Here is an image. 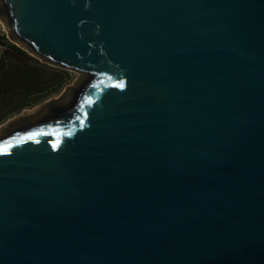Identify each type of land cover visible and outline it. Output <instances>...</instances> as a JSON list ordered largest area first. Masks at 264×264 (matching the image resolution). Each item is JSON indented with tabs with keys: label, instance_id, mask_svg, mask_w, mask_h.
Instances as JSON below:
<instances>
[{
	"label": "water",
	"instance_id": "obj_1",
	"mask_svg": "<svg viewBox=\"0 0 264 264\" xmlns=\"http://www.w3.org/2000/svg\"><path fill=\"white\" fill-rule=\"evenodd\" d=\"M0 19L85 74L0 133V264H264V0H0Z\"/></svg>",
	"mask_w": 264,
	"mask_h": 264
},
{
	"label": "trees",
	"instance_id": "obj_2",
	"mask_svg": "<svg viewBox=\"0 0 264 264\" xmlns=\"http://www.w3.org/2000/svg\"><path fill=\"white\" fill-rule=\"evenodd\" d=\"M3 50L0 71L4 73V89L0 95V123L24 107L44 100L62 87V76L20 48L2 32ZM13 85V86H11Z\"/></svg>",
	"mask_w": 264,
	"mask_h": 264
},
{
	"label": "rangeland",
	"instance_id": "obj_3",
	"mask_svg": "<svg viewBox=\"0 0 264 264\" xmlns=\"http://www.w3.org/2000/svg\"><path fill=\"white\" fill-rule=\"evenodd\" d=\"M0 30L6 33L5 26L3 24V21L0 19ZM7 34V33H6ZM9 38V37H8ZM11 42L19 46L20 48L24 49L26 52H28L30 55L33 57L37 58L41 63H43L48 70L53 71L54 73L59 72L60 75L62 76L63 82H62V87L57 91L51 93L49 96H47L44 100L38 102L37 104L30 106V107H25L21 109L19 112L14 113L10 117H8L5 121L0 123V133L1 131L6 128L8 125H10L12 122L25 119V118H30L38 115L46 106L59 101L66 95V90H69V88H73V86H76L77 83H80L81 80H83L85 74L73 70V69H66V68H61L59 66L53 65L51 63H48L34 54L27 50L25 47H23L20 43H18L15 40H12L9 38Z\"/></svg>",
	"mask_w": 264,
	"mask_h": 264
},
{
	"label": "crops",
	"instance_id": "obj_4",
	"mask_svg": "<svg viewBox=\"0 0 264 264\" xmlns=\"http://www.w3.org/2000/svg\"><path fill=\"white\" fill-rule=\"evenodd\" d=\"M2 32L3 31H1L0 30V52H2V50H3V45H2V41H3V39H2ZM6 37L8 38V36H7V34H6ZM9 39V38H8ZM1 59H2V57L0 56V62H1ZM3 80H4V73H3V71H0V95H2L3 94V89H4V83H3ZM11 86H13V85H11ZM0 105H1V102H0ZM25 108V107H24ZM23 109V108H22Z\"/></svg>",
	"mask_w": 264,
	"mask_h": 264
},
{
	"label": "snow or ice",
	"instance_id": "obj_5",
	"mask_svg": "<svg viewBox=\"0 0 264 264\" xmlns=\"http://www.w3.org/2000/svg\"><path fill=\"white\" fill-rule=\"evenodd\" d=\"M120 87H123V84H121Z\"/></svg>",
	"mask_w": 264,
	"mask_h": 264
}]
</instances>
